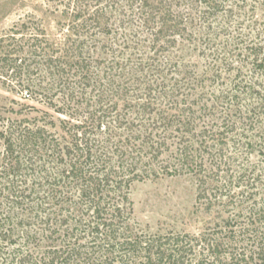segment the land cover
Returning a JSON list of instances; mask_svg holds the SVG:
<instances>
[{
  "label": "trees",
  "instance_id": "16d2710c",
  "mask_svg": "<svg viewBox=\"0 0 264 264\" xmlns=\"http://www.w3.org/2000/svg\"><path fill=\"white\" fill-rule=\"evenodd\" d=\"M252 1L264 18V0H68L60 44L26 21L0 37L36 103L0 113V264H264V24L239 53L223 39ZM185 174L219 232L139 229L133 184Z\"/></svg>",
  "mask_w": 264,
  "mask_h": 264
},
{
  "label": "rangeland",
  "instance_id": "374dc122",
  "mask_svg": "<svg viewBox=\"0 0 264 264\" xmlns=\"http://www.w3.org/2000/svg\"><path fill=\"white\" fill-rule=\"evenodd\" d=\"M67 1L0 0V37L15 24L26 21L29 25V31L25 33L29 32L30 35L34 36L38 35L40 34L39 29L42 27L50 42L60 44L65 41L67 25L69 24V19L63 14ZM237 4L242 5L241 2H237ZM253 4L254 1L249 2L247 12L244 10L239 13L235 12L234 17L236 19L233 25L236 27L232 28V32L225 34L223 38L230 43L227 49L233 48L239 53V49L246 46L251 47L253 41L258 42L260 40L257 32L254 31L262 29L264 18L261 17L260 13L262 12H260V9L251 10ZM236 21L241 24H237ZM243 22L245 25L241 28ZM251 30L254 37L249 36ZM21 36L22 34H19L17 38ZM223 39L216 41L217 46L221 47L223 45ZM196 56L191 58L190 61L199 63L202 66L201 68H204L207 65L204 55L197 52ZM230 60L234 61L230 62L232 65L231 69L236 68L238 66L237 56L230 58ZM250 61L251 59L248 60V62ZM34 66L26 76L37 80L40 72ZM237 73V70L233 69L231 71L230 76H227L228 83H232ZM248 74H251V72L247 73L245 70L241 78H245V75ZM8 78L0 71V113H5L11 108L18 109L22 103L36 105L34 101L29 100L30 94L28 90L21 91L19 87L13 88L9 85L10 81ZM262 81L264 83V79ZM7 114L5 113V115ZM248 159L251 162L259 163L263 158L260 155H253L249 156ZM243 162L247 164V160L244 159ZM197 196V180L192 174L149 178L135 182L131 188L130 195L133 202L135 225L148 234H168L173 232L201 235L206 233L211 237L210 234L219 232L220 226L218 223L221 224L222 220L219 218L217 209L208 212L206 205L197 201Z\"/></svg>",
  "mask_w": 264,
  "mask_h": 264
}]
</instances>
